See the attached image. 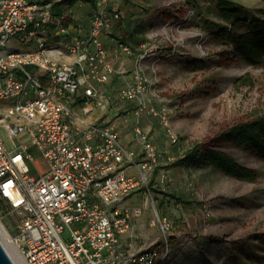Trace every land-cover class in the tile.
I'll return each mask as SVG.
<instances>
[{
    "label": "built area",
    "instance_id": "1",
    "mask_svg": "<svg viewBox=\"0 0 264 264\" xmlns=\"http://www.w3.org/2000/svg\"><path fill=\"white\" fill-rule=\"evenodd\" d=\"M94 1L103 8L92 14L86 34L60 29L67 34L63 51L72 57L66 60L53 54L44 37L57 22L49 1L0 0V102H9L0 106V128L19 138L11 148L0 133V204L16 218L15 232L5 235L20 264H157L160 259L159 249L134 251L122 236L136 237L134 223L143 208L127 201L143 186L151 195L149 176L162 159L141 124L158 84L145 69L150 62L157 74L156 62L174 50L150 41L134 49L116 40V57L135 58L133 77L118 96L135 103L138 153L121 141L106 116L92 119L110 107L105 84L124 73L103 42L122 14L108 9L110 0ZM14 39L33 45L5 52ZM151 112L159 116L171 143H178L172 110L162 106ZM36 154L48 165L40 175L29 167ZM130 167L135 175L126 172ZM160 179L168 181V175L163 171ZM151 225L165 236L172 228L158 213Z\"/></svg>",
    "mask_w": 264,
    "mask_h": 264
},
{
    "label": "rangeland",
    "instance_id": "2",
    "mask_svg": "<svg viewBox=\"0 0 264 264\" xmlns=\"http://www.w3.org/2000/svg\"><path fill=\"white\" fill-rule=\"evenodd\" d=\"M121 1L123 4L115 9L126 16L133 14L135 4ZM232 1L243 6L240 18H264V0ZM148 4L146 12L157 17L147 41L174 53L156 62L157 74L150 62L145 69L149 78L158 80L146 112H157L162 106L170 108L178 143H171L159 116L152 112L157 119L148 123L150 136L162 159L149 176L151 195L143 186L128 198L129 204L143 208L141 218L145 220L140 229L135 228L133 246L136 251L159 249L157 264H264V160L245 147H237L232 139H223L232 127L264 116V66L246 63L233 52L232 43L221 37L230 23L224 20L218 0H153ZM46 36L48 42L55 39L51 28ZM32 45L14 39L4 51ZM111 93L113 97L116 90ZM8 104L0 102L2 107ZM113 107L119 112L115 117L110 112ZM130 110L118 97L103 116L114 125L117 117L124 120ZM127 123L122 125L124 133H131ZM0 133L11 148L19 142L3 128ZM196 145L200 146L197 160L180 162ZM208 150L232 157L252 170L254 179L237 178L216 167L211 159L204 158ZM169 157L174 160L169 161ZM29 167L33 175L48 169L40 154ZM163 171L168 181L162 183ZM0 206L4 233L13 234L16 218L8 206ZM156 213L171 222L166 236L158 226L151 225Z\"/></svg>",
    "mask_w": 264,
    "mask_h": 264
},
{
    "label": "crops",
    "instance_id": "3",
    "mask_svg": "<svg viewBox=\"0 0 264 264\" xmlns=\"http://www.w3.org/2000/svg\"><path fill=\"white\" fill-rule=\"evenodd\" d=\"M50 2L52 6V14L56 18V23L54 25L49 26L48 29L51 28L52 34L55 36V39L51 42H48L54 49V55L58 56L61 59L72 60L71 56H67L66 52L63 51L61 43L67 39L66 33L60 34V29L62 27L66 28L68 33L79 32L81 34H86L89 30V22L92 14L96 11L101 10L103 7L102 5L97 4L95 1L94 3L86 2L82 0H47ZM113 1V2H112ZM110 0L109 3V10H113L118 8L123 2L121 0ZM128 0H125V2ZM132 3L135 4V11L130 16H126L125 13L122 14L121 19L116 20L112 33L110 35L103 36V42L107 49V53L109 58H115V63L118 68L124 72L121 75L114 76L108 83L105 84L104 89L108 90V94L110 95L111 102L114 101V98H118V90L119 88L125 83L126 80H129L133 77V70L135 69V58L128 57L123 54L116 57V40H120L123 42L128 43L134 49H137L143 42H146L148 39L147 37L150 36L149 28L153 24V20L156 19V15H152L150 12H146L148 7H146V3H151L153 0H146L143 3V0H139L142 3L137 4L136 1L138 0H130ZM62 2L61 9L63 11V15L57 16L54 14L53 9L54 4ZM122 2V3H121ZM130 2V3H131ZM148 4V6H149ZM140 8V9H139ZM156 16V17H155ZM47 37V36H46ZM45 37V38H46ZM48 41V37L46 38ZM62 52V54H58ZM116 90L115 95L111 96V92ZM128 104L130 107V111L127 113V117L123 120V117H117L115 120L114 125L116 129L119 131L121 141L125 145L135 146L136 151L141 153V146L138 140L135 137L134 128L136 125V114H135V103L129 100H123ZM114 104V103H113ZM114 106V105H113ZM117 108L113 107L112 117H115L119 112L116 110ZM116 110V111H115ZM106 112V111H105ZM152 113V112H151ZM148 113L144 111L141 117V124L143 128L150 133L151 126L148 125L150 122H156V116L154 114ZM104 115V112H97L92 115V119H98ZM127 121L126 127L131 128V133H124L123 129V122ZM126 172L130 175H135L137 170L134 167H130L126 169ZM128 202V201H127ZM144 219L139 217L135 220L134 223V232L136 226L140 229L142 226ZM122 242L124 245H132V250H136L134 245V238L130 237L128 234L122 236Z\"/></svg>",
    "mask_w": 264,
    "mask_h": 264
},
{
    "label": "trees",
    "instance_id": "4",
    "mask_svg": "<svg viewBox=\"0 0 264 264\" xmlns=\"http://www.w3.org/2000/svg\"><path fill=\"white\" fill-rule=\"evenodd\" d=\"M82 1L94 3V0ZM218 5L222 9L224 20L230 23V27H225L221 37L232 43L233 52L246 63L253 66H264V18H253L247 21L240 18L243 6L232 0H218ZM61 6L62 2L54 4L55 15H63ZM239 20L243 22H239ZM242 30H244L243 33ZM223 139H232L237 147H245L264 160V116L232 127L224 134ZM199 155L200 146L196 145L187 152L180 162L192 163L197 160ZM204 158L205 160L211 159L212 164L224 171L228 170L232 176L254 179L255 174L252 170L240 166L232 157L222 151L208 150Z\"/></svg>",
    "mask_w": 264,
    "mask_h": 264
},
{
    "label": "bare ground",
    "instance_id": "5",
    "mask_svg": "<svg viewBox=\"0 0 264 264\" xmlns=\"http://www.w3.org/2000/svg\"><path fill=\"white\" fill-rule=\"evenodd\" d=\"M3 228L4 227L0 224V241H1L2 245L4 246V248L6 249V251L8 252V254L10 255V257L12 258V260L14 261V263L20 264L13 248L11 247V245L6 240V235L4 233Z\"/></svg>",
    "mask_w": 264,
    "mask_h": 264
},
{
    "label": "water",
    "instance_id": "6",
    "mask_svg": "<svg viewBox=\"0 0 264 264\" xmlns=\"http://www.w3.org/2000/svg\"><path fill=\"white\" fill-rule=\"evenodd\" d=\"M0 264H15L0 241Z\"/></svg>",
    "mask_w": 264,
    "mask_h": 264
}]
</instances>
